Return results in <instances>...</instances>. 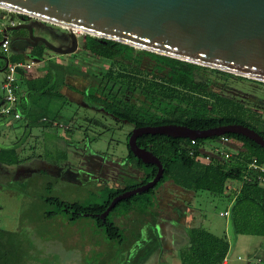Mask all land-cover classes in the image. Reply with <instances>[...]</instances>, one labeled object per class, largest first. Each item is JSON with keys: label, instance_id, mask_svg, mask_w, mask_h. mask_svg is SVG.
Here are the masks:
<instances>
[{"label": "rangeland", "instance_id": "obj_1", "mask_svg": "<svg viewBox=\"0 0 264 264\" xmlns=\"http://www.w3.org/2000/svg\"><path fill=\"white\" fill-rule=\"evenodd\" d=\"M1 13H5L4 9H0ZM27 22L43 25L45 28H36L35 25L34 32L50 43L62 48L68 45L66 35L70 30L33 18L27 19ZM12 35L9 30V39ZM133 48L135 52L143 51ZM12 55H15V51L9 47L4 58ZM48 55L56 56L63 62L55 67L57 69L48 68V65L53 66V60L43 59L42 67L49 70L51 76L57 75L59 80L67 77L66 97L51 99L47 110L43 111L46 119L40 118L38 115L41 113L36 109L38 115L33 116L31 134H25L22 138L24 147L33 153L35 164L25 173L0 181V264H129L139 252L144 251L146 245L149 247L146 235H153L154 227L160 233L170 228L173 233L183 236L184 229L202 226L216 235L225 234L232 245L236 237L228 217L219 215L227 207L226 195H230L232 189L226 195L206 191L192 193L175 187L168 180L154 191L157 206L152 214L144 217L147 221H138V225L141 224L139 237H134L138 228L136 224L117 217L119 210L111 215L117 223L122 224L121 244L106 239L91 217L71 221L64 214L46 216L45 211L54 210V206L44 201L47 196L82 202L88 200L91 193L99 196L104 186L119 188L141 176V172L134 169L126 157L127 135L133 129L132 125L114 120L101 104L89 99L86 94L87 87L97 85L89 75L101 76L107 68L117 72L120 65L91 55L82 43L70 54H57L45 49L43 57ZM4 58L0 57V68L3 67ZM152 64L150 57L143 54L137 68L147 71ZM139 75L149 77L143 73ZM3 76V70H0V83ZM196 79L206 91L239 103L243 109L255 112L264 120V83L245 77L225 76L207 69H198ZM134 97L141 100L139 94H134ZM134 97L127 94L130 100ZM21 111L25 116V109ZM52 117L55 120H50ZM9 120L8 125L0 127V134L8 132L13 137L21 138V124L26 120ZM53 121L55 124L52 125ZM0 139L2 141V136ZM202 140L200 147L204 151H235L216 139ZM232 144L241 146L233 140ZM64 159L66 165L55 170L53 167L48 169L41 162L60 163ZM231 183L238 185L234 180ZM94 196L90 198L100 200ZM246 240L250 243L257 238L249 236ZM258 240L259 264H264V238ZM154 255L155 252H152L145 264H153ZM235 255L229 256L227 264H245V260H237ZM239 255L244 258L246 253L240 251Z\"/></svg>", "mask_w": 264, "mask_h": 264}, {"label": "trees", "instance_id": "obj_2", "mask_svg": "<svg viewBox=\"0 0 264 264\" xmlns=\"http://www.w3.org/2000/svg\"><path fill=\"white\" fill-rule=\"evenodd\" d=\"M84 48L91 55L108 59L121 67L117 72L107 68L101 76L88 74L96 80L97 85L86 89L88 98L101 104L102 109L114 120L124 121L133 128L177 124L192 129H206L240 123L254 129L264 138V120L260 115L243 109L239 103L206 91L196 79L198 69H207L239 79L244 77L146 50L135 52L132 46L89 35L86 36ZM45 49L47 48L43 44H39L31 49V54L42 59ZM143 54L148 55L153 61L147 71L137 68ZM12 59L18 57L14 56ZM140 73L149 77L140 76ZM30 83L32 85L30 93L34 95L36 102L41 101L38 112L42 116L39 117L46 119L43 111L47 110L48 105H43L42 102L47 99L63 98L59 92L63 81L59 80L57 75L51 76L47 70L42 78ZM127 94L132 97L139 94L141 100L138 97L130 100ZM35 112L38 114L36 110ZM225 135L238 142L242 150L237 151L230 161L212 159L208 163H203L195 159L199 154L198 146L203 142L202 139H196V144L190 146L187 138L142 134L136 138V144L150 150L160 160L163 168L162 177L152 188L118 201L105 220L102 221L96 216L105 210L114 196L146 183L156 173V166L143 163L136 158L126 143L128 162L141 172L138 180L119 188L104 186L99 196H94L93 193L89 195L100 198L98 201L89 197L86 201L69 202L47 196L44 201L47 205L54 206V210H47L45 214L47 217L68 215L71 221L80 217H91L95 227L103 232L106 239L121 244L122 224L117 223L111 215L117 210H119L117 217L121 218L132 212L146 216L152 214L157 206L154 191L164 182L170 180L175 186L192 193L206 191L210 194L224 195L226 182L241 180L245 163L250 157H256L259 163H264V148L242 135L233 133ZM189 149L193 150V155H189ZM3 152L14 154V148ZM20 161V157L15 156L13 161L4 162L16 164ZM230 197L232 201L228 220L234 236L242 234L264 237V186L243 182L238 192ZM185 234L187 241L179 251V264H220L225 259L229 250L225 234L215 235L202 226L186 228Z\"/></svg>", "mask_w": 264, "mask_h": 264}, {"label": "water", "instance_id": "obj_3", "mask_svg": "<svg viewBox=\"0 0 264 264\" xmlns=\"http://www.w3.org/2000/svg\"><path fill=\"white\" fill-rule=\"evenodd\" d=\"M0 9L264 82V0H0ZM9 29L28 30L31 45L43 44L57 54L76 50L73 32L71 47L60 48L42 36L33 35L27 23L6 26L0 43ZM225 133L242 135L264 148V138L240 123L206 129L177 124L134 127L127 139L128 149L143 163L154 164L156 173L146 183L114 196L96 216L105 220L118 201L147 191L162 177L160 160L150 150L136 144L138 136L161 134L205 139Z\"/></svg>", "mask_w": 264, "mask_h": 264}, {"label": "crops", "instance_id": "obj_4", "mask_svg": "<svg viewBox=\"0 0 264 264\" xmlns=\"http://www.w3.org/2000/svg\"><path fill=\"white\" fill-rule=\"evenodd\" d=\"M6 16L16 17L15 14H7L6 12L0 14V18H5ZM27 24H29V23H27ZM9 30H11V33L13 34L12 38L10 39V47L13 51H15V55L8 56V57L4 58L5 61L7 59L9 61L23 60L24 58L29 57V55L32 53L31 52L32 48H34L40 44V43H38L36 45H31V44H33V42H30L31 41L30 39H23V38L14 37L16 32L19 31L20 29H17V30L9 29ZM9 30L6 31L7 36H8ZM36 36H41V35L37 33ZM0 38H2V31L0 32ZM16 40H19V41H16ZM13 42H15L16 45H18V46L13 45ZM26 44H28V45H26ZM24 45H26V47L24 50H22V47ZM55 46H57V45H55ZM57 47H60V46H57ZM60 48H62V47H60ZM63 48H66V47H63ZM14 56L18 57V59L13 60L12 57H14ZM42 59L48 60V61L53 60V63H54L53 66L54 67L48 65V68H55V67L63 64V62L61 60H59L58 57L52 56V55H48L46 57H43ZM43 64L39 65V66H34L28 72H22L21 74H19V77L17 80V84H18L17 107H18V110L20 113L19 119H25L26 121H25V123L21 124V125H23V127H22V129H23L22 134L23 135L21 134L22 135L21 138H18L17 136L13 137L8 132H4V133L0 134V136H2V141H0V181L2 179L7 181V180L11 179L15 174H18V173H25L29 169V167L33 166L36 162L33 153H29V150L26 149L27 147L26 146L24 147V143L22 141L23 140L22 138L24 137L25 134H28V135L31 134V131H32L31 124H32V120H34L33 116L38 115L35 112V110L41 107V105H40L41 101L36 102L34 95L32 93H30V89L32 86L30 82L35 81V80H39L46 73L47 70H44V68L42 67ZM4 68H5V66H4ZM4 68H0V70H3V73H4ZM55 69H57V68H55ZM58 79H60V78H58ZM66 79H67V77H65L63 79V84L59 88L60 94H62V96H64V97H66V94L64 91L66 88V81H67ZM50 102H51V99L50 100L47 99L46 101L44 100V102H42V104L43 105L47 104L49 106ZM2 103L3 102H2V93H1V95H0V106ZM22 109H25V111H26L25 116H22V111H21ZM38 116H42V115L40 114ZM37 118H35V119L38 120ZM50 120H55V119H54V117H52ZM10 121L11 120H9V118H0V127L8 125ZM18 121H20V120H18ZM54 122L55 121L52 122V125L54 124ZM12 148H14V154L9 153V152H5V153L3 152V150H8V149H12ZM15 156L20 157L21 161L16 163V164H8V163L4 162V161H13ZM41 162H42V164H45L48 169L53 167V170L58 169L60 166L66 165L65 159L63 162L61 161L60 163H58V162L57 163H46V162H43V160ZM231 181H233V180H228L226 182V187L224 190V195H226V192L230 191V189H232L231 194L230 195L228 194L229 196L226 195L227 196L226 199L228 200L227 207H229L231 204L232 199L230 196L234 192L233 189L238 186V185H233L231 183ZM175 187H178V186H175ZM145 216L146 215L132 212V213L123 217V218L128 219L130 222H132L133 224H136L138 226L137 230L135 231V235H134L135 238L139 237L140 232H141V224L138 225V223H139L138 221L143 220V222H146L147 220L144 219ZM131 225L129 226V228L131 227ZM153 231H154L153 235H150L149 237H148V235H146V242L149 243V247H147V245H146L144 248V251L139 252V255L136 256L132 261H130L129 264H145L147 262L146 260L148 259V257L150 255H152V252H155L153 264H179V251H180V249H182L186 245V241H187L185 229H184L183 236H181V234H178L177 232L173 233V231L170 230V228L168 229V231L165 229V231H166L165 233H163V232L160 233L156 227L153 228ZM218 236H220V235H218ZM249 236H254L257 238V240L249 243L246 240L247 237H249ZM235 237L236 238H234L235 240H234L233 244L232 245L229 244L228 253H227L225 259H223L222 263L227 264L228 258L231 254H236L235 256H236L237 260H245V264L254 263L253 258L255 256H258L257 255L258 254L257 249L260 245V240H258V239L264 238V237L259 236V235H242V234L236 235ZM135 238H133V239H135ZM181 239H182V241H181ZM240 251H243L244 253H246V255H245L246 257L245 256H244V258L240 257V255H239ZM162 256H163V258H162Z\"/></svg>", "mask_w": 264, "mask_h": 264}, {"label": "built area", "instance_id": "obj_5", "mask_svg": "<svg viewBox=\"0 0 264 264\" xmlns=\"http://www.w3.org/2000/svg\"><path fill=\"white\" fill-rule=\"evenodd\" d=\"M7 14H15L16 17L6 16L5 18H0V32L6 26H15L17 24L23 23L25 18H32L23 14H19L13 11L5 10ZM5 21H4V20ZM76 36L85 37L88 34L85 33H74ZM90 36V35H89ZM10 47V39L6 35L0 43V53L6 55ZM43 59L37 57H26L23 60L18 61H9L6 60L4 68V76L0 84V89L2 93V104L0 106V118H9V119H19L20 113L17 107L18 95H17V80L19 74L22 72H28L34 66L42 65ZM55 124V122H54ZM216 139L218 142L224 145H228L230 148L235 149L234 152L230 151H217L215 153L207 152L201 149L200 145L198 146L199 154L195 157L200 162L208 163L212 159L218 161H230L234 158V155L237 151H241V146H236L232 144V139L223 134L217 136ZM190 146L196 144V139H189ZM189 155H193V150H188ZM238 186L233 189V193L236 194L243 182L257 183L259 186H264V163H259L256 157H250L246 163L245 168L242 172L241 180L237 181ZM220 216L228 217L229 216V207L225 208L222 212H219ZM254 263H259L260 258L257 256L253 258ZM220 264H223L222 262Z\"/></svg>", "mask_w": 264, "mask_h": 264}, {"label": "flooded vegetation", "instance_id": "obj_6", "mask_svg": "<svg viewBox=\"0 0 264 264\" xmlns=\"http://www.w3.org/2000/svg\"><path fill=\"white\" fill-rule=\"evenodd\" d=\"M23 23H28V22H27V18H25V19L23 20ZM29 24H30V23H29ZM30 25H31V27H32V34H33V35H36V34H37V33L34 32V26H35V25H36V28H45L43 25L40 26V25L37 24V23H35V25H34V24H30ZM67 31H68V30H67ZM66 36H68V39H69V43H68V45L66 46V48H69V47H71V44H72L71 32L69 31V32L67 33ZM14 37H16V38H23V39H29V33H28V30H26V29H20L19 31L16 32V34H15ZM80 38H81V39H80ZM0 40H1V38H0ZM76 41H77V42H76V50H77V49L79 48V46H80V43H82V44L85 43V41H86V36H85V37H79V36H76ZM30 42H32V41H30ZM81 47H83V45H82ZM76 50H75V51H76ZM0 57H1V58H4V55L0 53ZM5 64H6V61L4 60V64H3V67H2V68H4Z\"/></svg>", "mask_w": 264, "mask_h": 264}, {"label": "bare ground", "instance_id": "obj_7", "mask_svg": "<svg viewBox=\"0 0 264 264\" xmlns=\"http://www.w3.org/2000/svg\"><path fill=\"white\" fill-rule=\"evenodd\" d=\"M67 29V28H66ZM68 30H70L73 33H83L80 30L74 29V28H68Z\"/></svg>", "mask_w": 264, "mask_h": 264}]
</instances>
